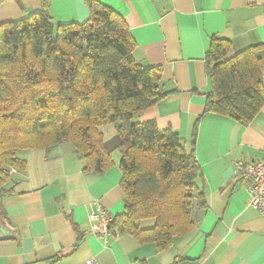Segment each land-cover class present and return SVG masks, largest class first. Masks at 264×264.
I'll use <instances>...</instances> for the list:
<instances>
[{
	"label": "crops",
	"instance_id": "obj_1",
	"mask_svg": "<svg viewBox=\"0 0 264 264\" xmlns=\"http://www.w3.org/2000/svg\"><path fill=\"white\" fill-rule=\"evenodd\" d=\"M118 13L144 68L159 67L167 100L134 117L171 129L193 152L201 170L206 207L196 228L166 251L111 228L104 243L92 231L99 202L115 218L125 212L119 168L121 139L102 128L114 166L86 172L69 144L24 151L25 170L11 169L12 193L1 198L0 264H264V216L250 207L237 161L264 151V106L254 122L204 116L212 84L206 55L213 38L231 42L230 56L256 47L264 66V0H96ZM47 11L55 24L90 20L88 0H0V26ZM155 219L143 220L149 229ZM119 234V236H116Z\"/></svg>",
	"mask_w": 264,
	"mask_h": 264
},
{
	"label": "trees",
	"instance_id": "obj_2",
	"mask_svg": "<svg viewBox=\"0 0 264 264\" xmlns=\"http://www.w3.org/2000/svg\"><path fill=\"white\" fill-rule=\"evenodd\" d=\"M83 24H55L47 11L0 26V200L12 193L11 169L25 170L24 151L69 144L86 172L114 166L102 128L121 139L125 212L111 226L168 250L192 232L205 209L201 170L171 129L134 117L167 100L159 67H142L124 19L96 0ZM213 38L206 55L212 91L204 116L254 122L264 106V66L252 47L230 56ZM40 139L41 145L28 146ZM2 207L0 203V214ZM155 219L149 229L143 220Z\"/></svg>",
	"mask_w": 264,
	"mask_h": 264
},
{
	"label": "built area",
	"instance_id": "obj_3",
	"mask_svg": "<svg viewBox=\"0 0 264 264\" xmlns=\"http://www.w3.org/2000/svg\"><path fill=\"white\" fill-rule=\"evenodd\" d=\"M236 171L249 193L250 207L264 216V151L258 160L237 161ZM91 221L93 233L107 243L112 236L111 226L115 222V217L99 202H96ZM87 264H96V261L92 260Z\"/></svg>",
	"mask_w": 264,
	"mask_h": 264
},
{
	"label": "rangeland",
	"instance_id": "obj_4",
	"mask_svg": "<svg viewBox=\"0 0 264 264\" xmlns=\"http://www.w3.org/2000/svg\"><path fill=\"white\" fill-rule=\"evenodd\" d=\"M32 143H26V142H22L23 145H28V146H38L41 145L42 141L40 139L35 140V141H31Z\"/></svg>",
	"mask_w": 264,
	"mask_h": 264
}]
</instances>
